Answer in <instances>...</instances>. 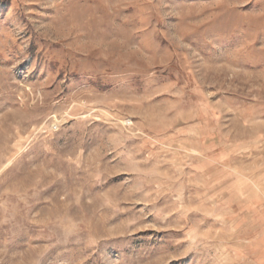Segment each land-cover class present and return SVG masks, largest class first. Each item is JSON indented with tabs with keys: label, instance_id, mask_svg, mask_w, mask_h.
I'll return each instance as SVG.
<instances>
[{
	"label": "rangeland",
	"instance_id": "1",
	"mask_svg": "<svg viewBox=\"0 0 264 264\" xmlns=\"http://www.w3.org/2000/svg\"><path fill=\"white\" fill-rule=\"evenodd\" d=\"M0 264H264V0H0Z\"/></svg>",
	"mask_w": 264,
	"mask_h": 264
}]
</instances>
